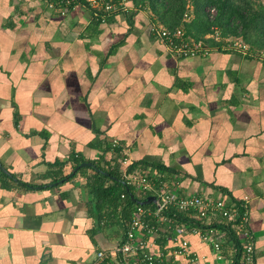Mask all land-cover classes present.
Listing matches in <instances>:
<instances>
[{
    "label": "crops",
    "instance_id": "obj_1",
    "mask_svg": "<svg viewBox=\"0 0 264 264\" xmlns=\"http://www.w3.org/2000/svg\"><path fill=\"white\" fill-rule=\"evenodd\" d=\"M98 19L83 2L63 16L46 0H0V164L12 175L0 168V264H93L117 245V227L96 233L81 177L40 187L57 162L70 174L73 155L113 146L148 163L136 172L157 187L247 204L264 264V55L184 58L146 11ZM181 237L212 262L197 235Z\"/></svg>",
    "mask_w": 264,
    "mask_h": 264
},
{
    "label": "built area",
    "instance_id": "obj_2",
    "mask_svg": "<svg viewBox=\"0 0 264 264\" xmlns=\"http://www.w3.org/2000/svg\"><path fill=\"white\" fill-rule=\"evenodd\" d=\"M82 2L96 18L138 11L132 0H46L48 8L57 10L63 16ZM188 9H191L190 5ZM189 11L184 16L185 22L192 20ZM216 13L215 9L210 10L211 17ZM151 31L171 52L184 58L209 56L218 50L249 53L247 44L241 38L212 46L202 40L187 38L182 26L170 30L157 23ZM206 39L220 42V32L216 31ZM123 164L130 166L133 163L126 159ZM123 175L127 183L139 191L154 193L156 201L151 206L138 205L117 245L112 250L99 252L93 264H103L107 260L109 264H257V247L251 234L247 204L228 205L223 200L180 196L169 186L156 187V182L146 172L127 174L124 171ZM177 214L184 216L185 221L179 220ZM230 231L240 247L229 238ZM187 235H197L210 247L212 262L208 263L206 257L201 258L193 251L190 241L181 237Z\"/></svg>",
    "mask_w": 264,
    "mask_h": 264
},
{
    "label": "trees",
    "instance_id": "obj_3",
    "mask_svg": "<svg viewBox=\"0 0 264 264\" xmlns=\"http://www.w3.org/2000/svg\"><path fill=\"white\" fill-rule=\"evenodd\" d=\"M132 3L138 11H146L152 14L156 18L157 23L167 29L172 30L180 26L184 27L187 38L197 41L202 40L212 46H221L232 39L241 38L247 44L253 56L261 57L264 55V2L261 0H132ZM188 5H190L191 9H188ZM212 9L217 12L214 17L210 15V10ZM187 11L192 15L190 22L184 21ZM98 18L101 21V17ZM216 31L220 32V42L206 39L208 35H213ZM114 145L118 147L119 143H114ZM108 154H112L111 159L108 158ZM126 159L122 148H114V146L112 149H105L103 155L95 159L96 161L86 160L73 155L68 162L72 164L71 173L83 163H91L94 168H80L70 178L71 173L65 174L63 172L65 164L57 162L50 169L52 170L49 173L52 176L50 184L64 181L58 184L57 187H59L81 177L89 194L87 203L88 215L95 221L96 233L111 227H117L116 231L121 236L127 230L138 206L131 199L130 193L140 201L148 200L152 194V192L139 191L135 186L129 185L123 175L124 171H127V174H133L138 168L150 165L144 161H139L134 162L130 166H125L123 162ZM155 167L159 168V166ZM55 169L57 170L54 171ZM104 172L109 173L110 177H107ZM112 177L116 179L114 180ZM18 183L22 186L30 187L28 183ZM50 184L40 187L42 189L51 188ZM123 196L124 198H122ZM178 219L185 221L182 215H178ZM219 227L225 229L222 226ZM227 230L229 231L230 229ZM230 232L229 238L234 239L237 246L240 247V243L235 239L234 233ZM103 264H109V260Z\"/></svg>",
    "mask_w": 264,
    "mask_h": 264
},
{
    "label": "water",
    "instance_id": "obj_4",
    "mask_svg": "<svg viewBox=\"0 0 264 264\" xmlns=\"http://www.w3.org/2000/svg\"><path fill=\"white\" fill-rule=\"evenodd\" d=\"M83 167H93L94 168V165L93 164H91V163H83L79 168H76L75 169V171L69 176L70 178H72L75 174H76V172L80 169V168H83ZM0 168H1V170L5 173V174H7L8 176H12L8 171H6L2 166H1V164H0ZM104 174L107 176V177H110V174L109 173H105L104 172ZM112 179H116V178H114V177H112ZM64 181H62V182H60V183H63ZM60 183H54V184H52L51 186H53V187H56V186H58V184H60ZM130 197H131V199L136 203V204H138V205H148V204H151V203H154L155 201H156V198L155 197H151V198H149L148 200H146V201H140V200H138L132 193H130Z\"/></svg>",
    "mask_w": 264,
    "mask_h": 264
},
{
    "label": "bare ground",
    "instance_id": "obj_5",
    "mask_svg": "<svg viewBox=\"0 0 264 264\" xmlns=\"http://www.w3.org/2000/svg\"><path fill=\"white\" fill-rule=\"evenodd\" d=\"M152 197H154V196H152ZM151 198V197H150ZM152 204V203H151ZM138 205V204H137ZM149 205V204H148ZM140 206H145V205H140Z\"/></svg>",
    "mask_w": 264,
    "mask_h": 264
},
{
    "label": "rangeland",
    "instance_id": "obj_6",
    "mask_svg": "<svg viewBox=\"0 0 264 264\" xmlns=\"http://www.w3.org/2000/svg\"><path fill=\"white\" fill-rule=\"evenodd\" d=\"M262 2H264V0H261Z\"/></svg>",
    "mask_w": 264,
    "mask_h": 264
}]
</instances>
